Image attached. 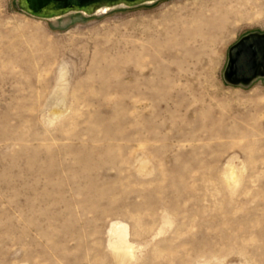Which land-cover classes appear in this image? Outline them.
<instances>
[{
	"label": "rangeland",
	"instance_id": "374dc122",
	"mask_svg": "<svg viewBox=\"0 0 264 264\" xmlns=\"http://www.w3.org/2000/svg\"><path fill=\"white\" fill-rule=\"evenodd\" d=\"M0 0V264H264V0Z\"/></svg>",
	"mask_w": 264,
	"mask_h": 264
},
{
	"label": "water",
	"instance_id": "95a60500",
	"mask_svg": "<svg viewBox=\"0 0 264 264\" xmlns=\"http://www.w3.org/2000/svg\"><path fill=\"white\" fill-rule=\"evenodd\" d=\"M94 0H20L21 7L39 16H50L82 9ZM138 2L142 0H120ZM231 83L250 82L264 76V33H249L236 41L228 52L224 70Z\"/></svg>",
	"mask_w": 264,
	"mask_h": 264
}]
</instances>
